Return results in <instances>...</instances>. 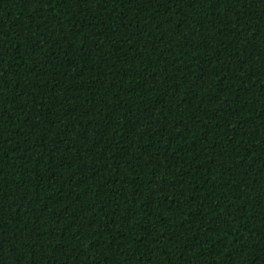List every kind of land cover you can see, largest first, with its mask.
<instances>
[{"label":"trees","instance_id":"trees-1","mask_svg":"<svg viewBox=\"0 0 264 264\" xmlns=\"http://www.w3.org/2000/svg\"><path fill=\"white\" fill-rule=\"evenodd\" d=\"M0 264H264V0H0Z\"/></svg>","mask_w":264,"mask_h":264}]
</instances>
